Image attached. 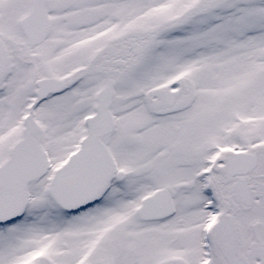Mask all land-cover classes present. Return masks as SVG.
Wrapping results in <instances>:
<instances>
[{
  "label": "snow or ice",
  "instance_id": "obj_1",
  "mask_svg": "<svg viewBox=\"0 0 264 264\" xmlns=\"http://www.w3.org/2000/svg\"><path fill=\"white\" fill-rule=\"evenodd\" d=\"M0 264H264V0H0Z\"/></svg>",
  "mask_w": 264,
  "mask_h": 264
}]
</instances>
